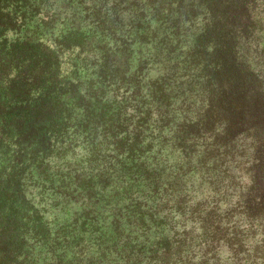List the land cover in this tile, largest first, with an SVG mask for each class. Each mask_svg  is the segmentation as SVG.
<instances>
[{
    "label": "trees",
    "instance_id": "1",
    "mask_svg": "<svg viewBox=\"0 0 264 264\" xmlns=\"http://www.w3.org/2000/svg\"><path fill=\"white\" fill-rule=\"evenodd\" d=\"M0 264H264V0H0Z\"/></svg>",
    "mask_w": 264,
    "mask_h": 264
},
{
    "label": "rangeland",
    "instance_id": "2",
    "mask_svg": "<svg viewBox=\"0 0 264 264\" xmlns=\"http://www.w3.org/2000/svg\"><path fill=\"white\" fill-rule=\"evenodd\" d=\"M35 21H30V23L28 24L29 25V27L31 28V31L32 30H34V26L33 25H35Z\"/></svg>",
    "mask_w": 264,
    "mask_h": 264
}]
</instances>
